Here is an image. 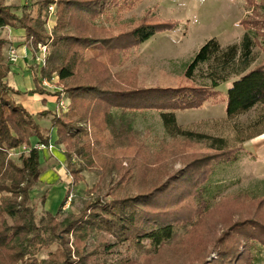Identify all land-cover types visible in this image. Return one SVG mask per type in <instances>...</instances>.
<instances>
[{
	"label": "trees",
	"instance_id": "1",
	"mask_svg": "<svg viewBox=\"0 0 264 264\" xmlns=\"http://www.w3.org/2000/svg\"><path fill=\"white\" fill-rule=\"evenodd\" d=\"M140 1L30 0L7 5L0 0V32L7 28L23 30L34 55L40 44L52 43L46 66H38L39 80H52L56 74L64 86L63 95L70 101L63 116L51 111L30 114L15 100L20 93L7 82L10 73L7 52L12 45L7 39H0V264L21 261L72 264L73 255L86 259L91 255L86 249L87 242L98 225L118 243L141 247L146 241L150 243L149 254L154 253L153 256L146 257L143 263L126 259L120 264H255L253 250L264 248V200H250L251 205L246 207L238 200L229 202L230 199L224 198L218 204L225 206L223 215L215 219L216 209H210L204 197L214 166L236 161L242 144L264 135V128L259 131L255 128L264 123V113L256 125L240 131L237 147L228 148L224 139L213 138L214 153L182 159L184 166L179 170L172 165L176 161L173 155L178 151L152 153L143 145L138 146L131 124L126 121L122 123L124 127L115 126L112 114L114 108H121L123 114L158 110L169 135L177 140L201 141L208 138L179 127L176 113L203 108L222 95L217 89L231 79L240 77L225 95L229 121L237 120L256 106H264V61L252 68L257 60L254 38L257 35L251 25L264 24L258 7L254 0H248L249 7L254 8L252 16L243 22L247 33L241 45L224 48L217 39L206 42L186 68L189 85L141 91L137 90L136 70L114 74L112 69L133 48L158 33L175 30L177 25L145 16L131 26H120L119 33H115L97 24L113 8L120 12L131 10ZM53 4L57 7V24L50 35L45 26ZM33 6L38 7L36 16ZM204 68L209 83L199 84L196 78ZM63 95H55L58 102ZM157 97H161V104ZM44 121H50L52 127H45ZM51 129L57 130L56 146L67 148V171L74 184L83 179V169L73 155L80 157L81 163H89L83 151L98 154L92 137L100 142L98 137L119 130L121 138L116 142L119 147H138L136 154L128 158V169L122 160L115 161V168L126 177L127 184L133 183L135 191L105 204L100 199L85 201L77 213L63 215L61 206L56 215L43 212L39 216L30 206V193L38 185L44 168L40 152L32 144L36 140L49 146ZM21 147L29 152L19 154L16 161L12 152ZM68 199L67 195L62 205ZM188 226H192L189 236L178 238L177 231ZM53 246L57 247L55 252H50L46 259L38 258ZM213 255L215 258L211 259Z\"/></svg>",
	"mask_w": 264,
	"mask_h": 264
},
{
	"label": "rangeland",
	"instance_id": "2",
	"mask_svg": "<svg viewBox=\"0 0 264 264\" xmlns=\"http://www.w3.org/2000/svg\"><path fill=\"white\" fill-rule=\"evenodd\" d=\"M4 2L7 5L24 4L30 3V0H4ZM248 2V0H141L131 10L124 9L120 12L113 8L108 17L100 18L97 24L119 33L120 26H131L145 16L156 18L159 22L175 23L177 25L175 30L158 33L139 47L133 48L131 52L122 56L121 64L112 70L114 74L136 70L137 90L176 89L189 85L185 76L186 68L206 42L217 39L224 48L242 44L247 33L243 22L252 16L254 8L249 7ZM254 2L255 7H258V15L264 19V0H254ZM37 11L38 7L33 6L34 16L37 15ZM56 24L57 7L53 4L49 8V17L45 26L48 34L53 33ZM251 28L257 35L254 37L252 34V37L257 39L255 47L257 60L252 66L254 68L264 61V24L255 23L251 25ZM43 45L48 46L49 57L52 43ZM196 79L199 84L209 83L206 78V68L200 70ZM239 80L240 77H236L222 84L217 89L222 95L207 102L203 108L176 113L179 127L204 135L208 138L207 140H177L172 137L167 133L158 110L130 111L123 114L121 108H114L112 114L115 126L124 127L122 123L127 121L129 125L131 124L134 142L138 146L143 145V148H147L152 153L160 151L164 153L166 150L178 151L177 155H173L176 161L172 165L175 170H179L184 166L182 159L189 160L195 156L214 153L216 150L211 146L213 138L224 139L228 148L237 147L238 139L241 137L240 131L256 125L258 118L264 113L262 105L254 107L235 121H229L226 118L225 95ZM57 84L62 85L60 80ZM157 98V102L161 104V97ZM66 101L67 104L70 103L69 100ZM58 106L59 104L56 106V103L48 105L52 112H56ZM42 124L49 129L52 127L50 121H44ZM255 128L257 131L263 129L264 123ZM118 131L116 134L112 131L111 134L107 132L104 137H98L100 142L96 141V137H92L98 154L95 155L91 150L83 151V154L90 159L89 163H81V158L73 155V160L77 162L78 167L81 164L83 169L81 173L83 179L78 184H74L73 178L67 171L65 154L67 148L64 145L56 146L57 130L51 129L53 149L48 148L40 152L44 171L35 190L30 193V206L34 207L39 216L43 212L56 215L61 206L63 215L77 213L85 206V201L100 199L105 204L119 195L135 191L133 183L128 181L129 184H127L126 177H123L115 168V161L122 160L124 168L128 169L130 167L128 158L136 154L138 147L128 149L119 147L116 142L121 138V133ZM36 143V140H33V144L36 145ZM242 145L243 149L237 153L236 161L215 165L214 174L206 183L204 197L210 209H216L215 219H220L223 215L225 206L218 204L224 198L230 199L229 202L238 200L246 207L251 205L249 204L251 202H248L250 200H264V135ZM28 152L25 147H21L12 152V157L18 161L19 154H28ZM64 168L67 178L64 176L65 171L63 173L62 170ZM60 173H63V176ZM130 174L131 172L128 173ZM67 195L69 199L65 205H62ZM204 226L208 231V224ZM102 227V225L95 226L94 235L87 242L86 249L91 255L86 259L73 255L72 264H120L126 259L143 263L146 257L154 255V253L149 254L152 247L147 241L143 247L128 242L118 243L113 235ZM191 228L192 226H188L178 230V238L186 239ZM71 239L72 245L73 238ZM108 244L111 246L108 247ZM56 250L57 247L53 246L51 251L42 252L38 258L46 259L50 252L53 253ZM253 254L255 264H264V248L259 246L253 250ZM214 258L215 255L211 259ZM19 264H25V262L21 261Z\"/></svg>",
	"mask_w": 264,
	"mask_h": 264
},
{
	"label": "crops",
	"instance_id": "3",
	"mask_svg": "<svg viewBox=\"0 0 264 264\" xmlns=\"http://www.w3.org/2000/svg\"><path fill=\"white\" fill-rule=\"evenodd\" d=\"M1 38L7 39L11 42V48L16 49L18 54L17 61L15 63L11 64L8 62L10 73L8 75L7 82L12 89L20 93L19 95H15V100L32 115H37L44 111H50L48 107L50 104L55 105L56 103L57 106L58 96L55 95L58 91H52L42 86V82L39 80V67L35 62L34 53L26 44L25 32L23 30L16 31L12 28H7L0 32V39ZM37 78L38 83L36 85L35 80ZM51 81L58 83L59 77H53ZM41 91H46V93L42 94ZM37 144L38 143H36V145ZM36 145L34 144V147ZM62 170L64 173L65 168ZM63 173H60L61 176H63ZM64 174L67 178L66 171Z\"/></svg>",
	"mask_w": 264,
	"mask_h": 264
},
{
	"label": "built area",
	"instance_id": "4",
	"mask_svg": "<svg viewBox=\"0 0 264 264\" xmlns=\"http://www.w3.org/2000/svg\"><path fill=\"white\" fill-rule=\"evenodd\" d=\"M7 55H8L9 63L12 64V63H15L17 61L18 54H17L16 49H14V48L9 49ZM47 59H48V46L40 44L38 46V52L35 54V62L39 67L43 68L47 64ZM42 86L46 89H49V90L55 89V91H58V93H62V95H63L62 87H59L58 84L55 83L54 81L43 80ZM58 104H59V106H58V109L56 111L58 116L66 113L68 111L69 104H67V101H66V98L64 95L62 96V98L58 102ZM34 148L39 150V152H42V150H47L48 148L50 150H52L53 146H51V144L49 146L38 144ZM70 200H71V198H70Z\"/></svg>",
	"mask_w": 264,
	"mask_h": 264
}]
</instances>
